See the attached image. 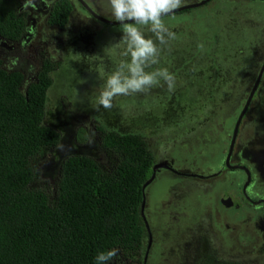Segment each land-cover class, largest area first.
I'll list each match as a JSON object with an SVG mask.
<instances>
[{"label":"rangeland","instance_id":"374dc122","mask_svg":"<svg viewBox=\"0 0 264 264\" xmlns=\"http://www.w3.org/2000/svg\"><path fill=\"white\" fill-rule=\"evenodd\" d=\"M30 1L42 8L45 2L51 5L55 0H20V5ZM72 1L75 10L66 29L48 24L47 17L38 20V32L26 50L16 52L23 44L16 42L14 54L4 55L9 57L2 64L6 69L23 71L27 83L44 53L60 63L48 93L46 122L61 131L62 140L38 159L36 183L53 192L61 163L69 155H89L102 165L109 164L111 158L100 145L95 121L110 130L140 133L156 163L164 165L156 164L145 187L144 212L150 235L140 261L118 255L111 264H264V218L257 221L253 210L241 204L238 196L246 180L244 173L232 175L223 168L233 122L264 62V0H212L163 16L174 38L161 45L144 30L160 48L159 63L146 70L167 68L175 77L174 90L169 92L161 80L147 93L118 97L114 101L118 106L112 109L93 107L103 83L96 71L100 65L96 57L103 58L107 70L113 67L105 49H110L113 56L118 54L113 46L122 35L120 25L98 21L77 0ZM87 1L112 20L101 0ZM200 1L184 0L183 6ZM24 12L34 16L31 8L26 7ZM220 75L228 77L223 95L192 87L202 84L199 80L206 76L205 84H221ZM263 75L256 98L262 101L260 107L256 104L245 112L242 124L243 142L254 137L257 168L262 172L255 185L254 172L247 191L262 200ZM184 101L190 103L189 108ZM235 105L238 110L229 116ZM209 124H214L217 131L210 133ZM80 128L87 131V142L78 141Z\"/></svg>","mask_w":264,"mask_h":264},{"label":"trees","instance_id":"16d2710c","mask_svg":"<svg viewBox=\"0 0 264 264\" xmlns=\"http://www.w3.org/2000/svg\"><path fill=\"white\" fill-rule=\"evenodd\" d=\"M72 12L71 0H57L48 22L66 29ZM27 22L20 0H0L2 38L20 40ZM59 66L44 53L37 74L26 83L23 71L4 68L0 59V264H97V254L110 249L140 261L149 234L145 209L142 215L144 185L155 164L142 134L95 121L109 164L69 155L53 192L36 183L38 159L62 140L61 131L46 122ZM77 139L88 141L84 128Z\"/></svg>","mask_w":264,"mask_h":264},{"label":"clouds","instance_id":"9594fccd","mask_svg":"<svg viewBox=\"0 0 264 264\" xmlns=\"http://www.w3.org/2000/svg\"><path fill=\"white\" fill-rule=\"evenodd\" d=\"M184 4V0H101V6L110 18L120 25L122 35L113 46L118 54L113 56L105 49L113 67L107 70L102 57L96 71L103 81L93 107L112 109L118 105V97L147 93L160 85L167 84L169 92L175 88V77L167 68H152L160 61V48L155 41L164 45L174 38V33L164 24L162 17L173 13ZM155 36V41L146 37L144 30ZM123 107L122 105H119ZM154 166H157L154 164ZM118 255L117 249L100 252L97 264H109Z\"/></svg>","mask_w":264,"mask_h":264},{"label":"flooded vegetation","instance_id":"af4514ba","mask_svg":"<svg viewBox=\"0 0 264 264\" xmlns=\"http://www.w3.org/2000/svg\"><path fill=\"white\" fill-rule=\"evenodd\" d=\"M57 0H55L51 5L50 3H44L42 8H40V6L36 3V1H30V2H26L24 4L26 5H20V12L22 14L25 15L26 19H27V24L25 26V33L24 35L22 36V38L18 41H8L4 38H1L0 40V50H2L4 53L3 55L0 53V59L2 60V64L5 62V59H8V57L13 53V49L16 47L15 43H23L21 44V46H19L18 49H16V52L17 51H24L26 50V46L29 42L32 41V39L35 37L36 33L38 32V20L42 19V18H46L47 17V22H48V17H49V14L51 12V9H52V5L56 2ZM83 7H85L82 2L80 0H77ZM86 2V4L91 8V10L93 11V13H95L97 16H95L91 11H89L86 7V10H88L89 14L96 20L98 21H102V22H105L106 24H109L108 21H110L109 18L103 16L101 13H99V11L95 10L91 5L90 3L87 1V0H84ZM72 4H73V12L75 10V3L71 0ZM26 7L28 8H31L33 10V15H31L30 17L26 15V13L24 12V10L26 9ZM188 8H185L181 11H184ZM181 11H177V12H181ZM72 12V14H73ZM175 12V13H177ZM72 14L70 16V20H69V23L71 21V17H72ZM43 16V17H42ZM103 18V19H100ZM49 24V22H48ZM51 25V24H50ZM68 26V25H67ZM58 27V26H57ZM60 28V27H59ZM61 29V28H60ZM64 30V29H62ZM26 42V43H24ZM22 48V49H21ZM9 54V56L6 58L4 55H7ZM4 61V62H3ZM264 63V62H263ZM41 64V63H40ZM263 66V64H262ZM261 66V68H262ZM40 67V65H39ZM38 67V69H39ZM38 69L36 70L35 74L33 75V77H35V75L37 74V71ZM261 71V69H260ZM259 71V72H260ZM264 74V72H263ZM264 76V75H263ZM207 78H204L203 80H199L200 82L202 81V84H193L192 87L194 89H198L200 91L202 90H206L207 92H210L211 94L213 93H217V94H222L223 93V89L225 87V85L223 83H225L228 79L227 76L225 75H220V83L221 84H218L217 82H211L210 83H206L204 81H207L208 79V76H206ZM197 80V79H196ZM261 80L257 86V88L255 89L254 91V94L252 96V99L250 101V104L248 106V109L246 111L249 112L251 111V109L254 107V105L258 104V106L260 107L259 103L262 102V101H256V98L258 97V88L261 84ZM256 84V81L247 97V100H245V105L242 107L241 109V112L240 114L238 115V117L235 119V121L233 122L234 123V127H233V135H232V138L230 139V142L228 144V147H227V152H226V157H225V160H224V163H223V168L226 169L228 171L229 174H237L239 172H242L244 173L245 175V182H243V184L240 186V195L238 196L240 198V201L242 202L241 204H243V206L245 207H250L252 210H253V214L254 216H257V221H261V219L264 218V200H262L261 197H258L257 195H255L254 191L252 190V192L254 193V195H250L247 191L248 187L251 185L252 181H253V178H254V172L257 173V180L255 181L254 185L256 183H258L259 179H260V174H262L261 171L258 170L257 168V159H258V156L257 154L254 153V150H255V147H253L254 143H255V140H253V136L252 138H249L248 140H246L247 142H243V139H242V133H243V128H242V124L244 122V117L246 116L244 114V116L242 117L241 121H240V124H239V127L237 129V134H236V137H235V140L233 141L234 139V132H235V129H236V125H237V122L247 104V101L248 99L250 98L251 96V93H252V90L254 88ZM262 85V84H261ZM228 86V85H227ZM262 87V86H261ZM234 91V90H232ZM223 95V94H222ZM221 95V96H222ZM206 97V96H205ZM186 105L188 106V108L190 107V103L189 102H185ZM238 110V105H235L234 106V109L232 111H230L228 113V115H233L236 111ZM234 120V119H233ZM228 122V118L225 119V123H224V126L227 124ZM224 128V127H223ZM208 131L210 133H213L214 131L216 132L217 129L216 127H214V124H209L208 126ZM219 133H222V132H219ZM246 159V160H245ZM155 164L157 165H160L158 163H156L155 161ZM254 185H253V189H254ZM231 201H232V198L230 197ZM223 200V199H222ZM244 207V208H245ZM150 234H148L149 236ZM151 240V239H150ZM207 262V261H206Z\"/></svg>","mask_w":264,"mask_h":264},{"label":"water","instance_id":"95a60500","mask_svg":"<svg viewBox=\"0 0 264 264\" xmlns=\"http://www.w3.org/2000/svg\"><path fill=\"white\" fill-rule=\"evenodd\" d=\"M80 1L82 2V4H83V5H84L89 11H91V12L93 13V11L91 10V8L86 4V2H85L84 0H80ZM206 1H207V0H202V1H200V2H196V3H192V4H188V5L182 6V7H180L179 9H177L176 11H174L173 13H175V12H177V11H181V10H183V9H185V8H192V7H196V6L202 5V4H204ZM93 14H94L95 16H97L95 13H93ZM170 14H171V13H170ZM100 19H103V18L100 17ZM103 20H105V19H103ZM108 22H109L110 24H118L117 22L112 21V20H110V21H108ZM24 43H26V42H24ZM263 72H264V63H263V66H262V68H261V71H260L259 74H258V77H257V80H256V84H255V86H254V88H253V90H252L251 96H250V98L248 99L247 104H246V106H245V108H244V110H243V112H242V114H241V116H240V118H239V120H238V122H237L236 129H235V132H234V139H233V141L235 140V137H236V134H237V129H238V127H239L240 121H241L242 117L244 116L245 112H246L247 109H248V106H249V104H250V101H251V99H252V96H253V94H254V91H255V89L257 88V86H258V84H259V82H260V80H261V77H262V75H263ZM160 166H164V165H159V167H160ZM157 167H158V166H154L153 168L157 169ZM148 183H149V181H147L146 184H145L144 186L146 187ZM144 195H145V194H144ZM145 203H146V202H145V196H144V200H143V203H142V215L144 214V213H143V210H144ZM143 216H144V215H143ZM145 218H146V216H145ZM146 222H147V219H146ZM147 227H148V230H150L148 222H147Z\"/></svg>","mask_w":264,"mask_h":264}]
</instances>
